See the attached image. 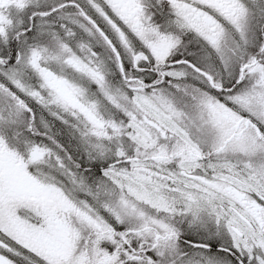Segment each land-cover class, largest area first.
Returning a JSON list of instances; mask_svg holds the SVG:
<instances>
[{
  "label": "snow or ice",
  "instance_id": "1",
  "mask_svg": "<svg viewBox=\"0 0 264 264\" xmlns=\"http://www.w3.org/2000/svg\"><path fill=\"white\" fill-rule=\"evenodd\" d=\"M0 264H264V0H0Z\"/></svg>",
  "mask_w": 264,
  "mask_h": 264
}]
</instances>
